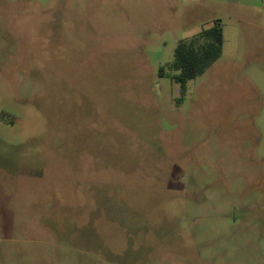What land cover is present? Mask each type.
<instances>
[{
  "label": "rangeland",
  "instance_id": "rangeland-1",
  "mask_svg": "<svg viewBox=\"0 0 264 264\" xmlns=\"http://www.w3.org/2000/svg\"><path fill=\"white\" fill-rule=\"evenodd\" d=\"M0 264H264V0H0Z\"/></svg>",
  "mask_w": 264,
  "mask_h": 264
},
{
  "label": "trees",
  "instance_id": "trees-1",
  "mask_svg": "<svg viewBox=\"0 0 264 264\" xmlns=\"http://www.w3.org/2000/svg\"><path fill=\"white\" fill-rule=\"evenodd\" d=\"M224 32L222 25L217 22L210 28H203L189 40L180 41L174 53V60L167 67L160 69V77L171 74L172 80L180 85L182 103L189 82L202 76L223 53Z\"/></svg>",
  "mask_w": 264,
  "mask_h": 264
}]
</instances>
